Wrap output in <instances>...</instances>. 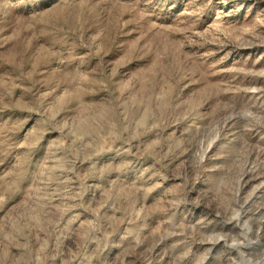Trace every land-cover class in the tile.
<instances>
[{
	"label": "rangeland",
	"instance_id": "374dc122",
	"mask_svg": "<svg viewBox=\"0 0 264 264\" xmlns=\"http://www.w3.org/2000/svg\"><path fill=\"white\" fill-rule=\"evenodd\" d=\"M261 220L264 0H0V264H264Z\"/></svg>",
	"mask_w": 264,
	"mask_h": 264
},
{
	"label": "bare ground",
	"instance_id": "6f19581e",
	"mask_svg": "<svg viewBox=\"0 0 264 264\" xmlns=\"http://www.w3.org/2000/svg\"><path fill=\"white\" fill-rule=\"evenodd\" d=\"M238 219V218H237ZM241 219V218H240ZM238 222V221H237ZM237 222H235L236 224H237ZM261 222H262V225H264V220H261ZM233 223V222H232ZM235 224V225H236ZM222 241L220 240V239H213L212 240V242H207L208 243V245H210V246H214V245H217V244H219V243H221ZM238 246V245H237Z\"/></svg>",
	"mask_w": 264,
	"mask_h": 264
}]
</instances>
